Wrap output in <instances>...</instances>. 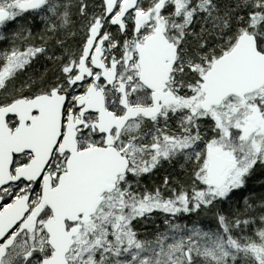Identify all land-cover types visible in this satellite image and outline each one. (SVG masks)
Wrapping results in <instances>:
<instances>
[{
	"label": "snow or ice",
	"instance_id": "snow-or-ice-1",
	"mask_svg": "<svg viewBox=\"0 0 264 264\" xmlns=\"http://www.w3.org/2000/svg\"><path fill=\"white\" fill-rule=\"evenodd\" d=\"M0 264H264V0H0Z\"/></svg>",
	"mask_w": 264,
	"mask_h": 264
}]
</instances>
